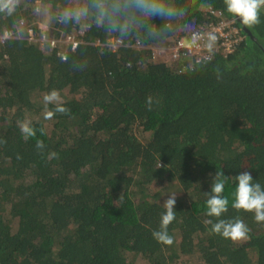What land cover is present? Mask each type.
<instances>
[{
    "label": "trees",
    "instance_id": "16d2710c",
    "mask_svg": "<svg viewBox=\"0 0 264 264\" xmlns=\"http://www.w3.org/2000/svg\"><path fill=\"white\" fill-rule=\"evenodd\" d=\"M170 3L185 15L168 22L162 43L141 31L116 47L94 25L58 23L67 0H19L12 15L0 12V264H264V223L232 207L241 172L264 188V8L248 27L253 39L224 0ZM210 9L235 18L242 40L232 52L215 47L200 62L154 55L217 21ZM53 90L69 111L46 120ZM23 121L35 137L24 139ZM216 172L229 178L222 218L243 220L246 239L204 223L216 220L205 195ZM170 194L165 245L152 233Z\"/></svg>",
    "mask_w": 264,
    "mask_h": 264
},
{
    "label": "clouds",
    "instance_id": "9594fccd",
    "mask_svg": "<svg viewBox=\"0 0 264 264\" xmlns=\"http://www.w3.org/2000/svg\"><path fill=\"white\" fill-rule=\"evenodd\" d=\"M19 0H0V12L12 15ZM227 12L238 18L240 22L251 28L260 23V11L264 8V0H224ZM67 5L57 16V22L64 26L94 25L101 29L108 38L118 41H129L141 31L147 40L157 44L166 38L165 29L168 22L178 20L185 15L182 9L177 8L170 0H67ZM159 18L162 23L154 21ZM214 40V37H210ZM211 49V44L208 45ZM74 67L83 68L84 65L74 63ZM45 105L55 104L54 110L45 107L44 118L50 120L56 113L67 114L68 109L61 106V98L56 90L44 96ZM151 104V99H149ZM151 110V109H149ZM24 139L36 136V130L30 121L18 122ZM43 131V130H41ZM37 147L43 148V141H37ZM232 179V178H231ZM237 182L232 207L254 214L257 223H264V188L255 182L249 172H241L234 177ZM229 180L224 173L216 172L211 191L205 195L208 217L216 218L206 220L211 225V231L225 239L238 241L246 239L249 229L243 220L223 219L228 212L229 199L223 195L225 183ZM163 203L166 210L161 216L160 229L152 233L154 239L165 245L173 244V237L169 234V225L175 220L176 194L168 195Z\"/></svg>",
    "mask_w": 264,
    "mask_h": 264
},
{
    "label": "built area",
    "instance_id": "2783aa9c",
    "mask_svg": "<svg viewBox=\"0 0 264 264\" xmlns=\"http://www.w3.org/2000/svg\"><path fill=\"white\" fill-rule=\"evenodd\" d=\"M209 11L217 17V21H212L205 27L192 30L185 36L165 44L166 47L162 51L167 54L169 60L206 61L211 59L215 47L223 54H228L236 48L242 36L239 27L235 24V18L224 17L221 10L210 9ZM27 33L29 39L35 38L32 28H29ZM8 36L6 31L4 37ZM210 37H214V40H210ZM50 43L52 46L56 44L55 40ZM68 43L72 45V48L78 44L74 38H71ZM121 43V41L111 39L113 47ZM209 44H211V49L208 47Z\"/></svg>",
    "mask_w": 264,
    "mask_h": 264
},
{
    "label": "rangeland",
    "instance_id": "374dc122",
    "mask_svg": "<svg viewBox=\"0 0 264 264\" xmlns=\"http://www.w3.org/2000/svg\"><path fill=\"white\" fill-rule=\"evenodd\" d=\"M39 2V1H38ZM37 11H39V9H38V7H37V9H36ZM37 23H39L38 21H37ZM25 26H26V24H25ZM40 26H41V28L43 29V30H48V24H45V23H43V22H40ZM26 28H32L33 29V27L32 26H30L29 25V27H26ZM8 35H9V33H8ZM33 36L35 37V35H34V30H33ZM71 38H73V37H71ZM71 38H69L68 40H67V42L71 39ZM49 38H45V37H42L41 39H39L38 38V40L40 41V42H42V44L43 43H45V41H52V40H48ZM53 40H55V39H53ZM55 42L57 43V40H55ZM63 43H66L65 42V40H63ZM165 44L166 43H164V44H162V45H156V46H154L153 47V52H154V55L157 57V58H161V59H168L169 60V57L167 56V54L166 53H164L162 50L164 49V47H166L165 46ZM158 55V56H157Z\"/></svg>",
    "mask_w": 264,
    "mask_h": 264
},
{
    "label": "water",
    "instance_id": "95a60500",
    "mask_svg": "<svg viewBox=\"0 0 264 264\" xmlns=\"http://www.w3.org/2000/svg\"><path fill=\"white\" fill-rule=\"evenodd\" d=\"M236 19L239 22V24L241 25V28L243 29V31H245L246 35L249 36L250 38L255 39V37L253 36V34L249 30V28L247 26L243 25L238 18H236Z\"/></svg>",
    "mask_w": 264,
    "mask_h": 264
}]
</instances>
